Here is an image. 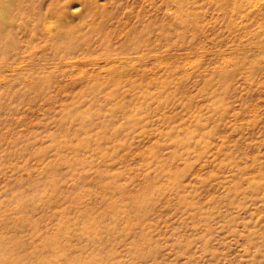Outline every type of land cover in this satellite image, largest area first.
<instances>
[{"label":"rangeland","instance_id":"1","mask_svg":"<svg viewBox=\"0 0 264 264\" xmlns=\"http://www.w3.org/2000/svg\"><path fill=\"white\" fill-rule=\"evenodd\" d=\"M0 0V264H264V0Z\"/></svg>","mask_w":264,"mask_h":264},{"label":"bare ground","instance_id":"2","mask_svg":"<svg viewBox=\"0 0 264 264\" xmlns=\"http://www.w3.org/2000/svg\"><path fill=\"white\" fill-rule=\"evenodd\" d=\"M176 1L181 5V8H184L183 0H176Z\"/></svg>","mask_w":264,"mask_h":264}]
</instances>
